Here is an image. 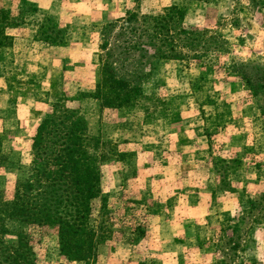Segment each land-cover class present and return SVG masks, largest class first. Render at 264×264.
I'll list each match as a JSON object with an SVG mask.
<instances>
[{
  "label": "rangeland",
  "instance_id": "1",
  "mask_svg": "<svg viewBox=\"0 0 264 264\" xmlns=\"http://www.w3.org/2000/svg\"><path fill=\"white\" fill-rule=\"evenodd\" d=\"M20 1L15 6L0 0V74H11L12 29L35 11L33 0ZM81 2H57L37 36L75 40V54L81 55L75 64L63 62L52 81L41 73L38 80L17 71L6 76L12 81L7 80L9 101L0 103L7 158L0 191L8 196L26 180L40 120L53 104L66 103L101 143V194L90 224L108 239L93 257L71 261L61 255L55 228H24L33 237L37 264H116L114 256L138 264H264V95L256 96L235 69L264 68V10H250L248 0H128L111 22L71 19L61 26L59 9L73 12ZM171 5L185 10L186 25L221 36L223 51L199 60L129 59L110 64L114 75L103 70L110 49H101L107 24H118L127 11L156 14ZM75 67L79 73L73 75ZM118 79L127 82L126 90L113 88ZM84 99L89 100L82 106ZM39 101L46 106L35 105ZM23 104L38 108L37 114Z\"/></svg>",
  "mask_w": 264,
  "mask_h": 264
},
{
  "label": "trees",
  "instance_id": "2",
  "mask_svg": "<svg viewBox=\"0 0 264 264\" xmlns=\"http://www.w3.org/2000/svg\"><path fill=\"white\" fill-rule=\"evenodd\" d=\"M248 5L252 11L264 10V0H248ZM184 17V9L171 5L156 14L127 11L118 24H107L101 49H110L103 70L114 75L110 64L129 59L199 60L223 51L226 41L221 36L186 25ZM41 41L61 42L50 33ZM235 69L256 96L264 95V68L249 64ZM113 88L126 90L128 84L118 79ZM1 143L0 133V170L7 165ZM100 144L77 109L66 103L51 106L32 139L28 177L10 195L0 191V264H37L31 229L55 228L61 255L71 261L94 256L97 245L108 239L90 224L93 202L101 194Z\"/></svg>",
  "mask_w": 264,
  "mask_h": 264
},
{
  "label": "crops",
  "instance_id": "3",
  "mask_svg": "<svg viewBox=\"0 0 264 264\" xmlns=\"http://www.w3.org/2000/svg\"><path fill=\"white\" fill-rule=\"evenodd\" d=\"M10 2L19 4L21 6L20 0H8ZM34 1V13L31 17L25 20L21 25L12 29V35L15 38V49L14 54L11 57L10 62L8 63V69H11V74L14 71H17L15 74L19 77H24L30 80H38L40 73L45 80L52 81V77L57 79L58 74H61L62 71L58 70V66L62 65L63 62L71 61L72 64L74 60L81 57V55L75 54V40L68 39L63 43H57L55 45L45 44L39 41L38 32L41 24L45 20L52 18V12L55 8L57 2H62L65 0H33ZM70 1V0H68ZM81 3H76L73 12H69V9L66 7H61L57 13L58 21L61 26H66L67 23L72 21L79 24L91 25L93 23H105L111 22L115 19L121 17L124 8L127 6L128 0H81ZM65 3H63L64 5ZM70 63V64H71ZM78 68L75 67L73 75L79 73ZM7 69H5L1 74L2 86L0 88V103L6 97L9 101V95L6 93L9 88L7 87V80L12 81V79H7ZM70 73V72H69ZM55 74V75H54ZM57 75V76H56ZM85 77V78H84ZM90 81V77L83 76L81 80ZM35 88L37 90H42L39 86L31 87V90ZM52 94V93H51ZM38 95L44 96V93H39ZM48 96V94H45ZM89 99H84L82 106L85 105V102ZM41 101V100H40ZM36 102L35 105L39 107H45L46 103ZM26 104V103H25ZM21 105L26 109L27 105ZM29 104V103H28ZM70 105V103H68ZM7 105L9 103L7 102ZM33 106V105H29ZM28 111H31V115H36L35 109L38 108H28ZM43 111L44 109L41 108ZM111 247L106 248L110 250ZM130 255V253H129ZM116 264H138L133 257H124V256H114L113 257Z\"/></svg>",
  "mask_w": 264,
  "mask_h": 264
}]
</instances>
